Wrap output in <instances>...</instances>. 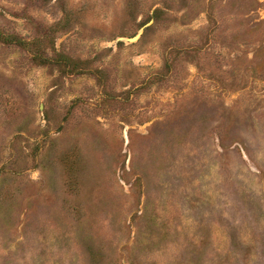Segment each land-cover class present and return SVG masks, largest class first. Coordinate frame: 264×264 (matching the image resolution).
Instances as JSON below:
<instances>
[{"label": "rangeland", "instance_id": "374dc122", "mask_svg": "<svg viewBox=\"0 0 264 264\" xmlns=\"http://www.w3.org/2000/svg\"><path fill=\"white\" fill-rule=\"evenodd\" d=\"M0 264H264V0H0Z\"/></svg>", "mask_w": 264, "mask_h": 264}, {"label": "water", "instance_id": "95a60500", "mask_svg": "<svg viewBox=\"0 0 264 264\" xmlns=\"http://www.w3.org/2000/svg\"><path fill=\"white\" fill-rule=\"evenodd\" d=\"M134 40H135V38H134Z\"/></svg>", "mask_w": 264, "mask_h": 264}]
</instances>
